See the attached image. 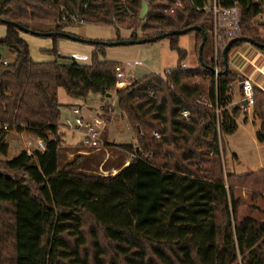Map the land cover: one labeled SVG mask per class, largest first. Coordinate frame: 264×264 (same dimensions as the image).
I'll list each match as a JSON object with an SVG mask.
<instances>
[{
	"label": "trees",
	"instance_id": "obj_1",
	"mask_svg": "<svg viewBox=\"0 0 264 264\" xmlns=\"http://www.w3.org/2000/svg\"><path fill=\"white\" fill-rule=\"evenodd\" d=\"M210 1L0 0V19L53 33L54 43L46 51L52 60L37 63L18 28L5 24L0 38V48L14 56L6 67L0 59V171L7 174L0 173V264H264V222L240 220L235 196L237 188L264 196V169L225 171L223 138L238 130L243 109L233 105L239 77L230 68L223 74L222 53L215 60L213 20L204 10ZM219 1L240 11L241 40L232 50L248 39L264 44L259 3ZM143 2L148 13L141 19ZM75 20L132 30L130 40L201 28L203 61L213 71L199 61L185 68L188 54L179 36H169L178 66L117 89L122 65L99 57L105 45H93L89 65L60 62L56 43L63 37L56 33ZM195 33L199 49L203 35ZM60 88L73 97L116 95L137 140L122 146L133 160L115 176L79 173L74 161L59 168ZM253 90L257 140L264 144V92ZM11 132L32 135L45 149L6 160Z\"/></svg>",
	"mask_w": 264,
	"mask_h": 264
},
{
	"label": "rangeland",
	"instance_id": "obj_2",
	"mask_svg": "<svg viewBox=\"0 0 264 264\" xmlns=\"http://www.w3.org/2000/svg\"><path fill=\"white\" fill-rule=\"evenodd\" d=\"M75 22L74 26L65 30V33L87 41H127L132 37L133 33L132 30L123 28L116 30L110 26L88 25L77 20ZM49 28L50 26H44L41 29L47 30ZM6 34L7 26L0 23V38H4ZM21 35L28 43L31 57L35 62L44 63L51 60V57L46 51L51 50L54 46L52 38L38 37L26 33H22ZM138 36L141 38L142 33L138 32ZM178 46L188 54L182 61V65L185 64L191 67L192 65L198 64L199 49L196 46L195 32L179 36ZM56 47L62 57L60 62L65 65H70L74 62L89 65L92 62L93 54L96 50V47L91 44L76 42L66 38H59ZM102 50L103 53L99 55L100 58L104 56L108 60L117 62L123 66L126 75L125 81L131 79L138 80L152 73L164 76L167 70L176 68L179 61L177 51L171 48L170 40L168 39L147 44L103 46ZM0 59L8 63L14 62V56L5 49L0 50ZM129 83H127V86H129ZM234 86V90L239 92V84L237 83ZM58 102L61 105L59 126L63 140L62 147L75 149L80 147V143L82 144V134L75 130L74 125L75 116L72 111L75 108H81L88 119H91L93 122H99L103 114L102 110L105 108V111L111 112L109 108L111 107L121 119L119 121L118 116H107L104 113L103 118L108 125L110 122H119L117 125L107 129L112 136L111 138L116 139L119 145H134L136 143V134L131 129L127 119L122 118L123 112L116 97L106 98L96 93H90L85 97H73L68 95L64 89L60 88L58 91ZM246 118L245 115L241 116L238 121L240 128L238 127L239 129L233 135L223 138L222 155L225 171L237 175L251 174L264 169V144L256 146L254 144V137H251L242 128L245 124H248V131L254 129L257 133L259 130V122L253 118H247L248 120L246 122ZM101 133H103V130ZM25 142L26 139L21 134L17 132L9 133L7 137L9 153L5 159L12 160L18 156L26 147ZM118 148L114 144H106L104 137H101V144L97 149L84 148L86 152L90 153L91 156L89 158L81 155L75 157L74 167L76 171L82 174L109 177L113 173V168H119L123 163L117 157ZM129 160L132 161L133 158L131 157ZM235 196L241 201V208L238 213L240 220L245 217H251L260 222H264V196H255L245 188H237L235 190ZM108 257L109 261L111 256Z\"/></svg>",
	"mask_w": 264,
	"mask_h": 264
},
{
	"label": "crops",
	"instance_id": "obj_3",
	"mask_svg": "<svg viewBox=\"0 0 264 264\" xmlns=\"http://www.w3.org/2000/svg\"><path fill=\"white\" fill-rule=\"evenodd\" d=\"M130 40V39H129ZM2 50V49H0ZM60 54V53H59ZM52 60V57H51ZM50 60V61H51ZM197 65H192L191 67L187 66V68H197ZM229 68L230 70L239 77V92H236V90H234V102L233 105L237 106V105H241L242 109H243V115H245L247 118H253V107H249L247 106V108L244 107V98H243V93H242V89H241V85H240V81L241 79L244 80H249L252 84L253 88H258L260 90H262L264 92V51L260 50L259 48L249 44V43H245L239 47L234 48L233 50H231V52L229 53ZM122 71L124 73L125 79H126V75L122 66ZM148 75V74H147ZM135 80L137 79H131L129 81H125L126 83H133ZM129 83V85L131 84ZM235 88V86H234ZM111 97H107L106 98H112V97H116L115 94H111ZM111 109V112L105 111L106 109L104 108L102 111V117L99 119V126L103 127V133L101 134V137H104L105 139V143L110 145V144H114L116 146H118L119 148L117 149L118 151V158L120 159V161H123V163L121 164V166L118 168L114 167L113 168V173H111V176H115V174H118L124 167L128 166V164H130L132 161L129 160L131 157L133 158V156L125 151L122 146L124 145H119L116 142V139H112L111 135L109 134V131L107 130L109 127H113L114 125H117L119 122H110L109 125L108 123L105 121V119L103 118L104 113L108 116H118L115 111L109 107ZM109 109V111H110ZM108 112V113H107ZM119 117V116H118ZM122 118H125V116L123 115ZM245 119V121L247 122L248 119ZM254 119V118H253ZM120 117H119V121H120ZM239 121V120H238ZM248 124H245L244 130L246 132L249 133V135L251 137H254V144L257 146H259V142L257 140V133L255 132L254 129L248 131ZM240 128V126H238ZM238 128V129H239ZM106 129V130H105ZM105 134L106 138H105ZM23 137H25L26 139V147L24 148V150L27 151H34L37 150L38 145L41 143V140H39L38 138L29 135V134H21ZM80 147L78 148H65V147H60L58 150V162H59V168L62 169L64 168L66 165L72 163L75 159V157L77 155H81L85 158H89L90 153L85 151V147L82 146V144H79ZM85 148V149H84ZM93 149V148H92ZM126 165V166H125Z\"/></svg>",
	"mask_w": 264,
	"mask_h": 264
},
{
	"label": "built area",
	"instance_id": "obj_4",
	"mask_svg": "<svg viewBox=\"0 0 264 264\" xmlns=\"http://www.w3.org/2000/svg\"><path fill=\"white\" fill-rule=\"evenodd\" d=\"M235 1V0H228ZM260 4L261 14L258 16L257 20L259 23H264V0H255ZM177 7L183 8L184 5L178 2ZM204 10L208 11L213 20V50L215 55V60H218L219 54L223 52L226 45L233 39L238 38L240 34V11L237 5H224L223 2L219 0H211L210 5H207ZM170 13H174V9L169 10ZM3 66H8L7 61H2ZM185 68L186 65H184ZM216 69V74H217ZM243 98L247 103V106L253 107L254 105V90L252 84L249 80H242L240 82ZM125 76L121 67L117 68V84L116 87L123 88L126 87ZM75 116V130L82 134V146L85 148L97 149L101 144V131L103 127L99 126L98 122H93L88 119L84 111L81 108H75L73 111ZM182 116L187 118L188 112L184 111ZM155 136L159 137L156 133ZM45 149L44 144L41 142L38 145L37 150L43 151ZM35 151V150H34ZM34 151H29L34 152Z\"/></svg>",
	"mask_w": 264,
	"mask_h": 264
},
{
	"label": "water",
	"instance_id": "obj_5",
	"mask_svg": "<svg viewBox=\"0 0 264 264\" xmlns=\"http://www.w3.org/2000/svg\"><path fill=\"white\" fill-rule=\"evenodd\" d=\"M148 13V5L146 2L142 3V10L140 13V18L143 19ZM0 22L3 24H9V25H13L16 28H18L22 33H26V34H30L33 36H38V37H50L53 35V33H41L38 31H34L32 29H28L25 28L23 26H21L20 24L14 23V22H10V21H6L3 19H0ZM195 31H200L203 35V39H202V43L199 47V52H198V61L203 65V67L207 68L208 70L213 71V69L209 66H206V64L203 61V57H202V52H203V48L206 44V40H207V36L204 33V31L201 28H190V29H184V30H178V31H174L170 34H163L157 37H153V38H149V39H138V40H127V41H116V42H93V41H87V40H82L79 39L73 35H70L68 33L65 32H61V33H56L57 35L66 38V39H70L72 41H76V42H81V43H88L91 45H96V44H102L105 46H119V45H134V44H147V43H153V42H157L159 40H164L166 38H168L169 36H180V35H184L190 32H195ZM241 39L236 38L231 40L226 47L224 48L223 52H222V56H223V62L225 65V70L223 72V74H226L229 71V53L232 50V47L234 44H236L237 42H239ZM247 43L261 49L264 50V44L263 43H259L253 40H247ZM111 94H108L107 97H111ZM244 107L247 108V103L244 102ZM0 173L7 175L5 172H1Z\"/></svg>",
	"mask_w": 264,
	"mask_h": 264
}]
</instances>
